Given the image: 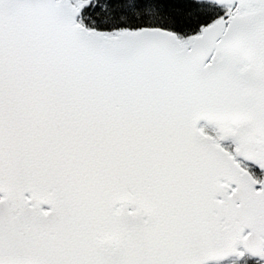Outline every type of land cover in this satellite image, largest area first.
Returning a JSON list of instances; mask_svg holds the SVG:
<instances>
[{"label": "snow or ice", "instance_id": "6c2138e0", "mask_svg": "<svg viewBox=\"0 0 264 264\" xmlns=\"http://www.w3.org/2000/svg\"><path fill=\"white\" fill-rule=\"evenodd\" d=\"M0 264H264V0H0Z\"/></svg>", "mask_w": 264, "mask_h": 264}]
</instances>
